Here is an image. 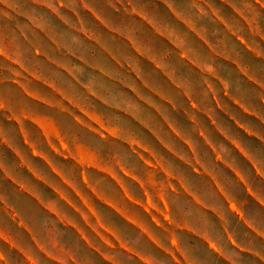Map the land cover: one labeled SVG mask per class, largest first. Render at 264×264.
Segmentation results:
<instances>
[{"label": "clouds", "instance_id": "9594fccd", "mask_svg": "<svg viewBox=\"0 0 264 264\" xmlns=\"http://www.w3.org/2000/svg\"><path fill=\"white\" fill-rule=\"evenodd\" d=\"M226 3L227 7L223 0H0V145L24 151L25 130L34 140L39 137L32 121L55 120L67 151L57 146L73 159L57 157L42 139L40 150L48 152L67 182L91 199L83 179L86 173L97 194L119 202L123 193L112 179L115 175L145 204L150 194L167 217L166 227L161 229L143 214L138 222L182 264H249L245 253L264 262L260 243L264 240V138L257 136L264 134V123L245 118L243 123L254 129L249 134L216 106L217 96L227 98L225 107L233 101L251 108L248 100L253 95L264 102V76L257 70L264 62L249 60L240 43L244 37L255 49L264 42V0ZM138 75L142 81H137ZM249 80L260 87L251 88ZM26 92L62 102L85 125L100 127L103 135L36 103ZM152 93L166 96L169 105L179 109L160 106L183 143L141 102L142 97L158 103ZM193 105L209 113L224 135L207 119L201 118L199 126L192 123L186 113L198 116ZM145 129H151L166 152L155 147ZM150 146L156 171L137 155ZM81 148L88 154L83 163ZM169 152L188 160L198 157L193 163L216 179L223 197L216 185ZM0 174L31 182L7 151H0ZM39 187L43 202L55 208V214L45 210L29 216L17 204L15 191L0 187V207L11 210L0 219V242L11 245L0 244V264H47L40 252L57 264H98L95 255L82 248L81 237L58 219L64 215L75 220V216L53 192ZM95 207L130 253H109L112 264H136L134 256L144 264H175L173 255L146 249L144 231L135 230L98 201ZM13 214L30 227L39 251L18 238Z\"/></svg>", "mask_w": 264, "mask_h": 264}, {"label": "rangeland", "instance_id": "374dc122", "mask_svg": "<svg viewBox=\"0 0 264 264\" xmlns=\"http://www.w3.org/2000/svg\"><path fill=\"white\" fill-rule=\"evenodd\" d=\"M25 94L36 103L42 104L46 108L53 111H58L61 116L74 119L77 124L88 127L89 131L103 135V131L100 127L93 128L91 125H85V121L82 119V117L73 112L71 108L66 107L62 102L54 101L39 93L32 95L30 92H26ZM140 99L142 103H146V106L152 112L149 102H145L142 97ZM156 117L159 119L158 116ZM94 122L98 123L95 121V119ZM32 123L34 124L35 128L38 129L39 137L34 140L31 133L25 130L23 135L26 137L24 141L26 150L18 151L15 149V147H9L8 145L5 148H0V151H7L11 156H14L19 162V167L26 171L28 176L31 178V182H18V184H16L18 191L20 190L22 192L20 194L18 192V195L16 196L17 204L23 208L27 215L35 216L45 210H50L51 214H55L56 209L45 205L43 202L39 186L49 189L59 198L62 204L69 211L70 215L75 216L76 218L75 220H70L68 217L61 215L58 217V219L61 223H64L68 226L69 230L74 236L81 237L80 242L82 248L85 252L94 254L97 258L98 264H112L111 257L108 255L109 253L118 252L123 256L130 255V253L120 246V243L116 239L113 230L104 224L103 220L100 219L95 207L96 201L115 212L122 220L127 222L135 230L144 231V235V225L138 222L142 218L141 214L149 217L150 220L161 229L165 227L163 222L167 220V217L165 214H163V212H161V209L158 206L152 203L151 195L149 194L148 203L145 204L144 201L132 196L124 186L123 181H121L120 178L116 177L115 175L112 176V179L119 186L120 191L123 193V199H120L119 202H117L115 199L107 200L97 194L96 190L88 185L86 173L83 174V179L85 185L88 186V191L91 192V199L85 196V194L74 185L67 182L63 174L58 168H56L51 157L48 155V152H42L40 150L42 139L45 142L43 146L47 150H50L57 157H61L64 160L73 159L71 153L64 155V152L61 151V148L57 146V144H60L64 148V151H67V146L63 144L59 125L55 120H52L51 122L44 120H34ZM141 126L143 127V125ZM145 131L149 133L155 147L160 151H165V149L160 146L159 140L156 138V135L152 133L151 129H145ZM53 140H55L56 143H54ZM80 152V162L83 163L84 160L88 159V154L86 149L83 148L80 149ZM137 155L139 156V160L145 163L148 168L156 171L154 163L155 154L151 146L148 150H141L139 153H137ZM171 157L175 159L173 155ZM97 171L106 172L107 170L97 168ZM45 173H51V176L46 175ZM6 177L10 180L13 176L6 174ZM51 177H55V182H53ZM13 178L16 180L15 177ZM0 187H3V183L0 185ZM65 189H67V191H65ZM150 210H153L152 215H150ZM10 211L11 210L0 207V219L8 215ZM93 219L96 220L95 224L93 223ZM12 222L19 230L18 238L25 242L30 241L34 246L37 247V251H39L37 241L32 238L33 233L30 227L25 225L24 221L19 219V217H17L15 214L12 215ZM0 244L11 247V245L7 244V242H0ZM13 252L17 253L21 259L26 261V257H24L23 253L19 249L14 248ZM156 252L158 253V250H156ZM40 255L44 258L47 264H57L55 259L49 257L44 252H40ZM133 258L136 261V264H144V261L139 257L134 256Z\"/></svg>", "mask_w": 264, "mask_h": 264}, {"label": "crops", "instance_id": "0c3cea01", "mask_svg": "<svg viewBox=\"0 0 264 264\" xmlns=\"http://www.w3.org/2000/svg\"><path fill=\"white\" fill-rule=\"evenodd\" d=\"M223 2H225V6L227 7L228 5L226 3V0H223ZM220 23L223 24V21H220ZM240 43L243 47H245L248 50L249 60H251L253 63H255L257 60L264 62V42H260L257 48L255 49L251 48L248 45L247 39H245L244 37L240 38ZM169 55H171V53ZM217 59H222V58L217 57ZM139 62L140 61H137V63ZM225 63L229 64L230 68L235 67V65H233L231 61H225ZM257 70L262 76H264V63H262V65ZM142 80L143 77L141 75H138L137 81H142ZM248 84L251 88L260 87V85L256 80H249ZM146 90L151 91L150 89H146ZM152 95L155 97V101H158V103L154 101H147V103L149 102V105L152 108V112L159 117V120L163 123L164 127L169 129V132L172 135V137L175 138L177 141L183 143L182 137L176 133L174 127L170 126L168 120L164 118L163 113L160 111V106L161 105L168 106L172 111H178L179 109L176 108L174 105H169L168 98L166 96L156 93H152ZM224 100H227V98L225 97L221 99V97L219 96L216 97L217 109L219 110L220 113H222L225 117H227L229 120L235 123L236 126L241 128L242 130H247L249 134L254 133V129H252L251 125H245L243 123L245 118H248L249 120H261V122L264 123V119H262V117H264V102L260 101L259 98L256 97L255 95H253L248 100V103L251 104V108L240 107V105L235 104V102L233 101H228V107H225ZM192 110L198 113V116H191L189 113H186V115L189 116V120L192 123H195L197 124V126H199V124L202 122L201 118L207 119L211 121L212 128L216 129L217 132H220L221 135H224L223 130L217 127L215 119H213L209 113L204 112L196 105H193ZM257 136L258 138H264V134H257ZM225 138L228 139L227 136H225ZM201 139H204V137L202 136ZM229 143L233 144V148L235 150L237 151L240 150L239 146L236 143L232 142L230 139H229ZM6 146L7 145H0V148L2 147L5 148ZM160 146L163 149H165L163 145L160 144ZM208 147H211V145H208ZM165 151H167V149H165ZM189 151L194 152V149H189ZM168 154L171 156L173 155L175 160H178L180 163L184 164L187 168L191 169L196 175L202 177V179L207 180L209 184L216 185L217 189L220 191L221 197H223V190L219 189V185L217 184L216 179L210 176L207 172L203 171L200 167H198L196 163H193V160L198 161V157L193 156V160H188L187 158H181L178 154L174 152H169ZM241 155H243V153H241ZM11 178L12 179H10L11 180L10 181L6 177V174H0V185L3 183V186L5 185L10 186V188L15 191L17 196L18 192L19 194L22 192L20 190L18 191V188L16 187V184H18L17 179L14 180L13 177ZM242 183L244 182L242 181ZM173 188L175 189V185H173ZM262 191H264V189H262ZM245 203H247V201ZM161 212L163 211L161 210ZM152 214H153V210H150V215ZM163 214L165 213L163 212ZM163 223L165 224L166 227L167 220ZM144 240H145V247L148 251H153L154 249V252L158 250V253L161 256L173 255L175 259V264H182V260L178 256H175V254L172 253L170 250H165L161 248L159 244L152 239L150 233H148L147 231H145ZM260 243L264 245V240H261ZM245 255L249 257V264H264V262H261L258 257H256L251 253H245Z\"/></svg>", "mask_w": 264, "mask_h": 264}]
</instances>
